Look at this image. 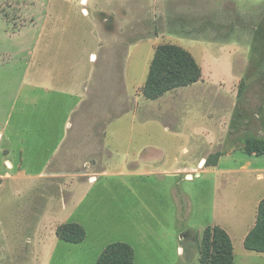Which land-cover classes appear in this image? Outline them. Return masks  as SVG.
I'll use <instances>...</instances> for the list:
<instances>
[{
    "label": "rangeland",
    "instance_id": "374dc122",
    "mask_svg": "<svg viewBox=\"0 0 264 264\" xmlns=\"http://www.w3.org/2000/svg\"><path fill=\"white\" fill-rule=\"evenodd\" d=\"M120 6L136 14L135 23L95 27L100 8L110 12ZM52 26L57 41L67 43L53 46V54L75 64L68 78L87 81L81 88L87 94L66 132L68 109L60 110L61 97L48 94L51 76L58 78L57 89L63 86L62 74L51 73ZM135 44L136 49L129 47ZM159 45L190 52L202 62V78L242 79L235 97L225 99L229 127L242 126L244 116L248 130L256 131L255 114L264 123V0H0V264H97L104 246L117 241L134 249L136 264H200L201 228L215 212L235 229L237 264H264L250 259L257 254L245 250L242 238L255 214L253 201L264 195V172L260 181L251 167L236 169L212 183L203 175L190 183L187 173L175 178L163 173L196 157L214 161L242 149L226 147L228 138L220 130L213 148L191 137L219 118L209 114L205 100L198 104L193 98L212 95L213 88L148 102L150 114L142 90L130 103L124 85L114 90L103 76L125 75L133 51L130 78L137 83L134 78L148 71ZM34 84L44 86L40 103L34 101ZM50 117L57 124L55 136L50 144H35V133ZM148 117L155 122L149 124ZM111 121L106 143L114 155L109 157L101 155L100 139ZM149 148L165 150L166 158L147 156L143 149ZM87 163L106 168L110 176L92 184ZM72 223L85 228L87 243L57 238V230ZM187 231L193 235L187 237Z\"/></svg>",
    "mask_w": 264,
    "mask_h": 264
},
{
    "label": "crops",
    "instance_id": "0c3cea01",
    "mask_svg": "<svg viewBox=\"0 0 264 264\" xmlns=\"http://www.w3.org/2000/svg\"><path fill=\"white\" fill-rule=\"evenodd\" d=\"M87 2V0H82V3L85 4ZM135 9H136V5H135ZM107 9L105 8H100L99 11V16H100V20H99V24H96V28L100 25L105 26L106 23L110 22L112 25L116 26V27H120L123 25H127V23H131L133 21H136V14L132 13L133 11H130V14L128 9H126L123 6L119 7V10H111L110 12H106ZM84 15L89 16L90 12L87 8L83 9ZM107 18V19H106ZM113 21V22H112ZM135 23V22H133ZM53 30H56L53 26H52V38H50L51 41V47H52V59H51V73H56V74H62L60 77V82L63 84L62 89H57L55 86V82L58 78H56L55 76H51L50 77V93L54 92L56 95H58L59 97H61V101L63 102V105L61 106L62 111H66L68 109V117H67V121L65 124H63L62 127V132H66L65 131V127H68V121L70 120V118L72 117L73 113L76 111V109H78V106L82 105V101L84 100V95L87 94V89H85V92H83V89H81L83 86H85V84L87 83V81L83 84L82 81H80L79 83L74 82L69 79L67 74H71V72L73 73L74 69H75V64H70V62L68 63V61H65V58H61L58 59L54 54H53V46H67L66 41H57V39L55 38V32ZM88 30V29H86ZM70 43V41H69ZM130 48L134 47V49H136V44L134 46L130 45ZM131 50V49H130ZM133 52V51H132ZM132 52H130V54L128 55L127 58V66L125 68L124 74L122 75V77L120 75H103L106 79H109L110 81L108 82L110 87H112V89H117V91H119V86L125 88V91L127 92V97L130 99V103H134L135 101H137V99L134 97V95H136L137 91H143V87L146 83L147 77H148V73H149V69H150V64L151 61L149 62V68L148 71L146 72H142L140 74V76H138V78H134L135 81L137 83L131 84V78H130V61H131V56H132ZM94 58L97 59V56L92 54V60H94ZM154 58V57H153ZM95 59V60H96ZM153 61V59H152ZM18 62H20V60H18ZM200 63V61H199ZM57 64V65H56ZM202 68V62L199 64ZM203 70V69H202ZM203 75H204V70L202 71ZM72 77V74H71ZM82 76V80H83ZM215 77V75H214ZM25 78V77H24ZM104 80V81H105ZM59 82V80H58ZM238 82H242V79H227V78H201L200 82L195 84V85H191L189 87L186 88H181V89H177L167 95L171 96L172 94H177V95H183L184 92H188L190 90H192L193 92L196 91H201V90H208L210 88L212 89V95H209L208 93H204L203 97H200V95H195L193 96V98H198V104H200L199 102V98L200 100L203 99V101L205 100V102L203 103L204 106H207L208 104V112L209 114L210 111L211 112H215L212 115L216 114V116H219V118H216L214 120H212L211 124L213 125L212 128H199L196 129V131L194 132H190L191 137L195 140V141H200L204 144V146L206 148H213L214 146H216L218 144V132L219 130L222 131L223 134H225L228 138L227 142V146L226 147H230L232 146L233 148H237V147H242V149H239V151L234 152L231 151L229 153H224L218 160V164L216 166L213 167H208L207 165V161H208V156L205 157H201L200 159H198L197 157L194 159H190L189 161L184 162L183 164H181V162L179 164H176L173 166V171H169V172H163L165 173L164 175L170 176V177H177L178 175L181 174H186L187 175L185 177H187L186 180L190 181V183L195 182L196 178L201 179L202 175L206 178V180L208 179L211 183L212 180H218L219 178H223L226 175H233L236 172H238L239 170L244 171L246 170L248 167H251V171H256L258 174V179L260 181H263V177L261 176V173L264 172V164L261 162L263 161L262 159H264V156H256V155H247L244 152V147H245V141H247L248 139L254 138V137H258L262 140H264V123L262 124V121L260 120V115L259 114H255V119L254 125L256 129V131H252V130H248V127H246L245 125V118L246 117H242V126H239L238 128H231L228 125L229 121L231 119V111L229 110L230 108H228V103L230 102V100L232 99V97H235V91L234 89H236V85L238 84ZM25 81H23L21 83V90L19 92V95H21V92L24 90L25 87ZM44 86L42 84H34L33 85V89L34 92V101L36 103H40L42 102V92L43 91ZM114 89V90H115ZM218 91L219 94L216 92ZM195 92V93H196ZM143 93V92H142ZM205 94H208L207 96ZM217 94V95H216ZM223 95L222 97L220 95ZM206 97V98H205ZM143 97L141 96V99ZM181 98V97H179ZM227 98L228 103L226 104L225 99ZM163 99V98H162ZM161 99V100H162ZM207 99V101H206ZM219 99H222L221 103L219 102ZM144 102V106L147 108L148 112L150 114H152V104L148 103V102H155L156 100H149L146 99L145 97L143 98ZM67 104H72L71 107L66 106ZM110 105L112 104V100L109 103ZM227 105V106H226ZM49 108H50V104H49ZM46 110V107L43 108V111ZM224 113L222 115H219V113L223 112ZM160 112V111H159ZM55 114H59V113H55ZM147 120V119H146ZM152 120H150V117H148V122L150 124ZM223 121V123H221ZM152 122H155V120H153ZM114 123V121H111L109 123L106 124V129H105V133H103L104 135H101L102 138L100 139L103 142V146H102V153L103 156L105 154H107L109 157L113 156L114 153L112 150H110V148L108 147L107 143H106V130L109 129L112 124ZM226 123V124H224ZM35 124H36V118H35ZM135 123H133L132 125H134ZM51 126V128H53V132L50 133L49 136V127ZM57 126V124L53 123V119H51L48 123H46V125L43 126V128L40 129V131L38 133H35L36 136L34 137L33 141L35 144L38 143H43V141H47L49 144V137H53V135L55 136V134H53L55 132V127ZM169 125H167V127H165V130H169L170 128L168 127ZM258 126V127H257ZM177 127V126H176ZM45 131V129H47ZM44 134V135H43ZM60 134V133H59ZM57 134V135H59ZM38 135H41V137H39ZM230 135H232L234 138H230ZM100 138V137H98ZM53 139V138H52ZM51 139V140H52ZM97 139V137L95 138ZM234 140V141H231ZM52 142V141H51ZM95 142H97V140H95ZM99 142V143H102ZM234 142V143H233ZM53 143V142H52ZM98 143V142H97ZM134 142H132L133 144ZM159 145H163V143H157ZM225 144V143H224ZM236 144V145H234ZM11 147L13 149H15L16 151V147L14 144H11ZM50 147V146H49ZM58 150V149H57ZM146 153L147 156H157L158 158H160L161 160H164L167 156L165 150H158V149H154V148H149V149H143ZM17 151H19V149H17ZM54 151V149H53ZM188 150L185 149V152H187ZM57 153V151H54ZM99 155V154H98ZM178 159H175V163H177ZM205 161V165H203L202 167H200L199 165H201V163ZM86 165V164H85ZM87 169L88 171H91L92 173H89V175H92L94 178V182H92V184H96L99 180V177H106V176H110V172L106 170V168H101L99 166L96 167H92L91 164L87 163ZM236 169H239L238 171H236ZM41 173V172H40ZM191 177V180L188 179V177ZM264 200V195L256 197L255 201H253V205L255 207V214L253 215V220H251V222H249V224H247V226H245V230H244V234H242V238L245 240L246 236L250 233V231L253 229V227L256 224V219H257V207L259 205V203L261 201ZM215 215L212 216L211 220L209 223H207L206 225H204L201 228V232H204L208 227H216L219 226L221 228H223V230H225L226 232H228L229 237L232 240L233 243V232L235 229H233V225H231V223L228 221H224L222 218H219L218 214L215 212ZM187 237H191L192 232L187 231V234H185ZM185 235H183L181 237V240L184 241L185 240ZM196 237V235H195ZM201 237H202V233H201ZM87 238V235H86ZM88 239H86L83 243H87ZM120 242V241H117ZM81 243V244H83ZM114 243V242H113ZM120 243H124V242H120ZM111 244V243H110ZM127 244V243H126ZM129 245V244H128ZM108 245L104 246L102 253L104 252V250L106 249ZM234 246V244H233ZM179 250L183 253V249L181 247H179ZM246 250V249H245ZM250 252V251H249ZM253 254H257L256 252H251ZM259 255L261 258H258ZM257 255H248L251 258L250 259H255L256 261H260V259H263L262 257H264V254H257ZM101 256V255H100ZM244 257L246 258L247 255H244ZM199 263H200V254H199ZM235 264H237V257H235Z\"/></svg>",
    "mask_w": 264,
    "mask_h": 264
},
{
    "label": "trees",
    "instance_id": "16d2710c",
    "mask_svg": "<svg viewBox=\"0 0 264 264\" xmlns=\"http://www.w3.org/2000/svg\"><path fill=\"white\" fill-rule=\"evenodd\" d=\"M201 78L202 68L190 52L175 45H159L150 64L143 96L149 100L160 99L177 89L199 83ZM244 152L247 155L264 156V140L258 137L248 139ZM218 160L209 159L206 166H216ZM85 231L81 225L72 223L60 227L56 236L66 243L81 244L86 239ZM244 248L264 254V200L257 207L256 224L246 236ZM97 264H136V255L130 245L114 242L106 247ZM200 264H235L234 246L223 228L208 227L203 233Z\"/></svg>",
    "mask_w": 264,
    "mask_h": 264
}]
</instances>
